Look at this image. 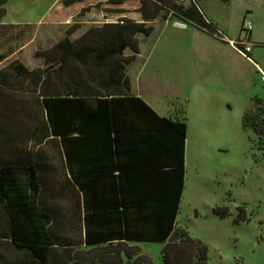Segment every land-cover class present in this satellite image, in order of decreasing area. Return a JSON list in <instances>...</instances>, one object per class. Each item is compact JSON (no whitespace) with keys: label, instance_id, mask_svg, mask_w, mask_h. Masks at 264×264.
I'll return each mask as SVG.
<instances>
[{"label":"trees","instance_id":"1","mask_svg":"<svg viewBox=\"0 0 264 264\" xmlns=\"http://www.w3.org/2000/svg\"><path fill=\"white\" fill-rule=\"evenodd\" d=\"M201 1L139 0L140 21L122 17L76 38L74 24L34 52L40 66L14 59L0 67V264H122L123 256L154 264L129 243L161 244L163 264H207V245L177 225L186 123L158 115L127 75L138 37H149L155 21L221 39ZM7 58L0 54V64ZM242 123L264 142L263 100ZM213 212L228 216L225 207Z\"/></svg>","mask_w":264,"mask_h":264},{"label":"rangeland","instance_id":"2","mask_svg":"<svg viewBox=\"0 0 264 264\" xmlns=\"http://www.w3.org/2000/svg\"><path fill=\"white\" fill-rule=\"evenodd\" d=\"M58 2L6 0L0 5L5 9L0 54L8 57L0 67L14 59L29 68L41 65L34 50L46 49L41 47L49 36L55 38L66 28L49 24L53 12L62 8ZM110 2L85 0L82 6L93 5L94 14L100 15L89 19L96 22L115 10ZM199 5L221 39L189 25L155 21L149 37H138L140 51L127 75L133 90L159 114L186 119L187 173L178 226L207 245V264H264V142L258 145L252 130L242 123L256 97L264 101V87L256 68L235 43H229L243 37L242 26L249 22L253 55L264 71V0H204ZM82 6L73 9L71 17L84 15ZM137 6V0H126L119 10L124 13L118 16L139 20ZM112 13L107 16L115 20ZM39 21L41 25H23ZM91 25L85 23L73 38ZM7 36L11 39L6 42ZM26 40L33 41L31 46L16 52ZM216 207L227 208L228 216L215 214ZM137 246L151 255L154 264H163L161 244ZM126 263L123 256L122 264Z\"/></svg>","mask_w":264,"mask_h":264},{"label":"crops","instance_id":"3","mask_svg":"<svg viewBox=\"0 0 264 264\" xmlns=\"http://www.w3.org/2000/svg\"><path fill=\"white\" fill-rule=\"evenodd\" d=\"M87 1V0H86ZM230 1V0H229ZM61 0H59V4L62 6V8L60 7V8H58V10H56V11H54L53 12V16H51L50 17V19H48L49 20V24L50 25H54V26H56V27H60V26H65L66 28H65V30H67L69 27H71L72 25H74V24H77V25H79L80 26V28H82V26L85 24V23H90V24H92V25H99V24H103V23H113V22H116V21H118L120 18H122V17H128V16H118L119 14H121L122 12H119V10L121 9V7H122V5L125 3H123V4H115V3H111L112 5L110 6V7H113L112 9H115V10H112V11H110V13H108V14H106V16H104V15H102L101 16V18H100V21H92V22H90L91 20L89 19V17L91 16V15H93L94 14V12L95 11H93V9L94 8H91V7H93V5H87V6H82V4L85 2V0H81V1H78V2H76V3H74V4H72L71 6H68V7H63V5L61 4ZM137 2H138V6H139V0H137ZM79 5H81L82 6V8L83 9H85V8H87L88 10L85 12V14L84 15H82L79 19H75L74 17H71V15L69 14L70 12H72V10L73 9H76V7H79ZM138 6H137V8H138ZM91 8V9H90ZM117 9V10H116ZM74 12H75V10H74ZM111 12H113L112 14L115 16V20H113V19H111V15L110 16H107V15H109V14H111ZM124 13V12H123ZM138 15H139V17H140V14L138 13V12H136ZM100 15L99 13H95L94 15ZM112 15V16H113ZM113 16V17H114ZM93 17V16H92ZM96 17V16H95ZM99 17V16H98ZM49 18V17H48ZM128 18H130V17H128ZM132 19V18H131ZM93 20V19H92ZM141 20V17H140V19L139 20H136V21H140ZM2 21V20H1ZM168 22V21H167ZM172 22H177L178 23V26L179 27H184V26H188V25H186V24H184V23H182V22H180V21H172ZM42 23V22H41ZM29 24H34V25H41L40 24V21L37 23V24H35V23H24L23 25H29ZM0 25H3L1 22H0ZM22 24H18V26H21ZM70 25V26H69ZM91 25V26H92ZM14 26V25H13ZM30 26V25H29ZM89 28V27H88ZM87 28V29H88ZM64 28L62 27V30H63ZM86 29V30H87ZM61 30V31H62ZM65 30L61 33V31H60V33L59 34H57L56 36H55V38H51L50 36H49V38L47 39V40H49V41H47L48 43L46 44V45H42V47L41 48H47V47H50L51 45H53L54 43H56L61 37H63L64 36V32H65ZM252 31V30H251ZM83 33V32H82ZM81 33V34H82ZM20 35H19V37H22L21 36V34H22V32H20L19 33ZM80 34V35H81ZM80 35H78V36H80ZM0 36L2 37V36H4V35H2V34H0ZM77 36V37H78ZM250 37H251V33H250ZM6 38V42L7 41H9L10 39H11V36H7V37H5ZM13 38V37H12ZM29 38V37H28ZM27 38V39H28ZM76 38V37H75ZM33 43V41H22L19 45H18V47H16V49H17V51L16 52H21V51H24L25 49H27L28 47H30L31 46V44ZM33 50V49H32ZM34 51H36V50H34ZM14 53H11L10 54V56H12ZM4 55V54H3ZM250 56H251V58L255 61V62H257L256 61V59L254 58V55H253V51L251 52V54H250ZM258 64V63H257ZM259 65V64H258ZM259 67L261 68V66L259 65ZM127 69H128V67H127ZM262 69V68H261ZM128 72V71H127ZM131 82V81H130ZM131 86H132V83H131ZM132 92L135 94V95H137V96H139V97H141L140 96V93H138L135 89L133 90V88H132ZM142 95V94H141ZM142 98V97H141ZM143 99V98H142ZM144 100V99H143ZM145 101V100H144ZM146 102V101H145ZM147 103V102H146ZM148 104V103H147ZM149 105V104H148ZM153 110H155L151 105H149ZM156 111V110H155ZM157 112V111H156ZM158 113V112H157ZM180 113H183V111L181 110L180 111ZM158 115H160V116H162V117H165V118H170V119H172V120H175V119H184V121L186 120L185 119V117H178V116H174V117H166V116H163V115H161V114H159L158 113ZM187 133V132H186ZM49 146H48V148H47V151L49 152V155L50 156H52V157H50L49 155V158H50V162H51V164L53 163L54 164V166H56V167H59V164L61 163V161L60 160H58L57 159V156H56V154H55V156H54V154L52 153V151H54V149H51V150H49ZM56 157V158H55ZM132 159L133 158H131V160L130 161H132ZM137 159V158H136ZM134 160V159H133ZM135 163L133 164V166H136L135 164H138V162H136V161H134ZM167 163H169V161H166ZM183 166H184V190H185V185H186V173H187V171H186V138H185V150H184V163H183ZM184 190H183V193H184ZM182 197H183V194H182ZM182 200V199H181ZM180 204H181V202H180ZM179 209H180V205H179ZM178 216V215H177ZM177 225H178V223H177ZM137 244H148V243H129V245H133V246H137Z\"/></svg>","mask_w":264,"mask_h":264},{"label":"built area","instance_id":"4","mask_svg":"<svg viewBox=\"0 0 264 264\" xmlns=\"http://www.w3.org/2000/svg\"><path fill=\"white\" fill-rule=\"evenodd\" d=\"M185 0H179V2H184ZM243 32L242 35L243 37L239 38L236 41H231L229 40V43L234 46L235 43V48L237 51L245 57L257 70V73L259 75V79L261 84L264 87V71L259 67L258 64L251 58L250 54L253 49V44L250 42V31L252 30V25L248 23L243 24Z\"/></svg>","mask_w":264,"mask_h":264}]
</instances>
